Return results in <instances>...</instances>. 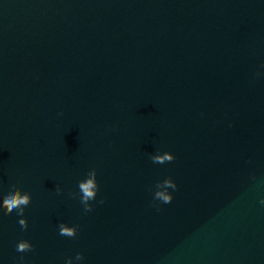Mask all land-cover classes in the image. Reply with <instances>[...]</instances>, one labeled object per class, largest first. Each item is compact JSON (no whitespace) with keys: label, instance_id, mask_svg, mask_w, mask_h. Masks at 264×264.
Instances as JSON below:
<instances>
[{"label":"water","instance_id":"obj_1","mask_svg":"<svg viewBox=\"0 0 264 264\" xmlns=\"http://www.w3.org/2000/svg\"><path fill=\"white\" fill-rule=\"evenodd\" d=\"M10 193L0 264H264V0H0Z\"/></svg>","mask_w":264,"mask_h":264},{"label":"clouds","instance_id":"obj_2","mask_svg":"<svg viewBox=\"0 0 264 264\" xmlns=\"http://www.w3.org/2000/svg\"><path fill=\"white\" fill-rule=\"evenodd\" d=\"M159 159V158H157ZM169 183V185L171 187H173V189L176 188V185L174 183H170V182H166ZM83 193H84V199L87 200L89 198H92L94 196V193L92 191V189L95 187L94 183L92 180H88L87 183H83L80 185ZM158 196H160V198L165 202V203H169L171 202L172 197L168 196V195H164L163 193H158ZM28 197L27 196H20L18 193H10L8 194V196L3 200V205L0 207L6 208L8 212H12L13 210H16L18 208H20L21 205H26L28 204ZM261 203L264 204V200H261ZM88 211L91 210V208L87 209ZM18 215H23V209H20V212L18 213ZM20 225L23 228H26L27 225L24 223L23 220H21ZM60 234L61 235H66V236H71L72 230L68 229V228H64L63 226L61 227L60 230ZM30 246L26 243H20L17 246V251L20 252H24L26 250H30Z\"/></svg>","mask_w":264,"mask_h":264}]
</instances>
